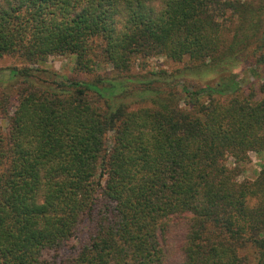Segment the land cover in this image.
I'll list each match as a JSON object with an SVG mask.
<instances>
[{"label":"trees","instance_id":"1","mask_svg":"<svg viewBox=\"0 0 264 264\" xmlns=\"http://www.w3.org/2000/svg\"><path fill=\"white\" fill-rule=\"evenodd\" d=\"M152 57L220 74L128 102ZM5 58L0 264H264V0H0Z\"/></svg>","mask_w":264,"mask_h":264},{"label":"rangeland","instance_id":"2","mask_svg":"<svg viewBox=\"0 0 264 264\" xmlns=\"http://www.w3.org/2000/svg\"><path fill=\"white\" fill-rule=\"evenodd\" d=\"M13 64V61L8 58L0 61V66L4 67ZM188 64V60L175 62L165 57H152L139 61L133 71L137 74L134 78L132 77L131 82L127 83L126 86H122L124 89L120 90L121 96L125 98L128 94L131 95L129 98L127 97L128 102L138 100L135 95L142 87V80L144 81V85L166 87L165 89L172 87L175 91H182L183 88L195 90L205 87L207 84H215L217 81L220 74L217 70H194L193 68L187 67ZM245 65H249V63L243 62L237 64L232 67V70L243 78H249L248 80L250 82L248 85L255 84L254 82L256 80L261 79V73L263 71H258V74H253L249 72L250 67H244ZM41 68L51 71L53 76L59 80L69 76H78L79 79H89L91 77L90 75L79 73L75 68L72 57L68 56L50 57ZM100 72H105V69H100ZM4 125H6L5 122ZM249 155L250 161L245 165V172L239 177L240 180L253 179L264 164V153L251 152Z\"/></svg>","mask_w":264,"mask_h":264}]
</instances>
